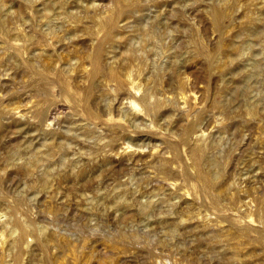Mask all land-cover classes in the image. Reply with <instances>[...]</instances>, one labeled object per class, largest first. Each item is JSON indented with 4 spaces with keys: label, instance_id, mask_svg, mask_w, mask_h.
Returning <instances> with one entry per match:
<instances>
[{
    "label": "rangeland",
    "instance_id": "obj_1",
    "mask_svg": "<svg viewBox=\"0 0 264 264\" xmlns=\"http://www.w3.org/2000/svg\"><path fill=\"white\" fill-rule=\"evenodd\" d=\"M130 1L0 0V264L19 253L7 244L22 225V264H264V0L252 6L254 19L236 4L221 28L213 14L235 0ZM99 40L104 62L128 65L136 84L90 91V79L72 78ZM195 160L215 187L199 179Z\"/></svg>",
    "mask_w": 264,
    "mask_h": 264
},
{
    "label": "bare ground",
    "instance_id": "obj_2",
    "mask_svg": "<svg viewBox=\"0 0 264 264\" xmlns=\"http://www.w3.org/2000/svg\"><path fill=\"white\" fill-rule=\"evenodd\" d=\"M121 2L123 1L125 4H127V5H131V4H133V1H130V0H120ZM205 1V0H204ZM225 1V3H227L226 2V0H224ZM230 0H228V2H229ZM201 2V1H200ZM223 2V1H222ZM231 2V1H230ZM229 2V3H230ZM258 1L257 0H235L234 1V3L235 4H233L232 2L230 3L231 4V6H229V8H227L228 7V5H230V4H227V6H226V8H224V5H223V8H224V10H226V12H219V11H215L214 12V14H213V17H214V21H215V23L217 24V26H219L220 28L222 27V26H224L223 24V22H222V17H224V16H226V15H230V13L231 12H233V10H236L235 9V6H236V4H237V7L236 8H238V5L240 6V8H243V6H245L244 7V9H242L243 10V16H244V18L246 17H248V19L250 18V19H254V14H256L255 12H257V11H255V9H253V7L252 6H256L258 3H257ZM261 2V1H260ZM263 2V1H262ZM261 2V3H262ZM205 3V2H204ZM209 3V2H208ZM211 4V3H210ZM224 4V3H223ZM233 4V5H232ZM48 5V4H47ZM134 5V4H133ZM263 5H264V3H263ZM260 6V5H259ZM211 7H213V6H211ZM217 7V6H216ZM258 7V6H257ZM48 8V7H47ZM255 8V7H254ZM217 9V8H216ZM215 9V10H216ZM237 10H241V9H237ZM236 10V11H237ZM257 10V9H256ZM259 10V9H258ZM261 10V9H260ZM28 11V10H27ZM235 11V12H236ZM255 11V12H254ZM108 12V11H107ZM260 12V11H259ZM258 12V13H259ZM234 13V12H233ZM238 13V12H237ZM240 13V12H239ZM264 13V12H263ZM260 14V13H259ZM261 14H262V12H261ZM232 15V14H231ZM238 15H240V14H238ZM242 15V14H241ZM111 16V15H110ZM109 16V17H110ZM114 16V15H113ZM242 16V17H243ZM262 16V15H261ZM264 16V15H263ZM240 17V16H239ZM258 17V16H257ZM107 18V17H106ZM256 18V17H255ZM10 19V18H9ZM243 19V18H242ZM242 19H241V21H242ZM226 20H227V18H226ZM232 20L233 19H231V16H230V18L227 20L229 23H232ZM247 20V19H246ZM257 20H259V19H257ZM105 21V20H104ZM223 21H225V20H223ZM249 21V20H248ZM102 22V21H101ZM106 22H108V21H106ZM109 22H111V20H109ZM113 22H114V20H113ZM243 22V21H242ZM251 22V21H250ZM86 24V23H85ZM103 24H104V22H103ZM107 24V23H106ZM105 24V25H106ZM111 24V23H110ZM225 24H226V22H225ZM234 24V23H233ZM108 25V24H107ZM106 25V26H107ZM262 25V24H261ZM225 27V26H224ZM107 28V27H106ZM86 29H88V27L86 28ZM111 30H112V28H111ZM23 31V30H22ZM92 31V30H91ZM230 31V30H229ZM231 32V31H230ZM17 33V32H16ZM92 34H90V37H92V38H95V37H98V35H99V32H91ZM110 33H111V31H110ZM109 33V34H110ZM227 34H229V32H227ZM232 34V33H231ZM108 36V35H107ZM53 37V36H52ZM229 37V36H228ZM106 38V37H105ZM225 39V38H224ZM223 39V40H224ZM15 41V40H14ZM26 41V40H25ZM40 41V40H39ZM52 41H54V40H52ZM57 41L58 42H64V43H73L74 41H76V40H69V41H67V40H55L54 42H56L57 43ZM78 41V40H77ZM100 41V43L98 44V46L96 47L95 46V50L93 51V52H89L90 54H87L84 58H80L79 59V63H78V65L76 66V70H74L75 69V66H71L72 67V69H73V67H74V73H73V77L72 78H74L75 80H77L79 77L81 78V77H84V78H86V79H90V85H89V87H90V91L92 90L91 88H93V87H95L96 85L98 86V84L100 83H102V82H106L107 83V81H115L116 82V84L117 85H119V86H123V85H126V84H131L132 83V78H131V76H133L132 75V73L130 74L129 73V71H128V65H126V64H118V65H107L106 64V62H104V60H103V54H102V47H101V44H102V42L104 43V40H99ZM16 42L17 41H15L14 43L16 44ZM20 42V41H19ZM18 42V44H20ZM45 42V41H44ZM43 42V43H44ZM94 42V41H93ZM107 42V41H106ZM35 43V42H34ZM39 43V42H38ZM41 43H42V41H41ZM47 43V42H46ZM53 43V42H52ZM55 43V44H56ZM79 43V42H78ZM82 43H84L83 42V40H82ZM81 43V44H82ZM22 44V43H21ZM20 44V45H21ZM25 44V43H24ZM31 44H32V42H31ZM62 44V43H61ZM77 44V43H76ZM76 44H74V45H76ZM85 44V43H84ZM88 44V43H87ZM86 44V45H87ZM156 44H157V42H156ZM17 45V44H16ZM23 45V44H22ZM22 45L19 47V48H21L22 47ZM29 45V44H28ZM38 45H40V44H38ZM50 44H49V42H48V46H49ZM52 45V44H51ZM69 45H71V44H69ZM79 45V44H78ZM77 45V46H78ZM93 45V44H92ZM96 45V44H95ZM226 45H227V43H226ZM225 45V43H223V47L225 48V51H226V53H230V51H231V47H230V49H227L226 46ZM43 47H44V44L42 45ZM68 46V45H67ZM81 46H84V45H81ZM94 46V45H93ZM92 46V47H93ZM229 46V45H228ZM6 47V46H5ZM29 47H30V45H29ZM32 47V46H31ZM34 47H35V44H34ZM37 47V46H36ZM39 47V46H38ZM51 47V46H50ZM72 47V46H71ZM70 47V48H71ZM88 47V46H87ZM222 47V48H223ZM17 48H18V46H17ZM26 48H28V46L26 47ZM26 48H21V49H26ZM48 48V47H47ZM62 48V47H61ZM65 47H63L62 49H64ZM70 48H68V49H70ZM81 48V47H80ZM229 48V47H228ZM21 49H18V50H21ZM37 49V48H36ZM40 49V48H39ZM42 49V48H41ZM82 49V48H81ZM81 49H79V50H81ZM87 49H89V48H87ZM30 50V49H29ZM43 50V49H42ZM45 50V49H44ZM43 50V51H44ZM73 50V49H72ZM26 51V50H25ZM28 51V50H27ZM46 51V50H45ZM68 50H66V52H67ZM71 51V50H70ZM91 51V50H90ZM202 51V50H201ZM9 52V51H8ZM24 52V51H23ZM35 52H36V50H35ZM46 52H50L49 50L48 51H46ZM52 52V51H51ZM72 52V51H71ZM70 52V53H71ZM74 52V51H73ZM79 52V51H78ZM80 52H82V51H80ZM42 53V52H41ZM76 53V52H75ZM86 53V52H85ZM232 53V52H231ZM20 54V53H19ZM18 54V55H19ZM65 54H67V53H65ZM73 54V53H72ZM29 55H30V53H29ZM32 55V54H31ZM37 55V54H36ZM69 55V54H68ZM75 55V54H74ZM78 55V54H77ZM79 55H81V54H79ZM67 56V55H66ZM70 56V55H69ZM228 56V55H227ZM22 57V56H21ZM39 57V56H38ZM56 58H58L59 57V55H58V57L57 56H55ZM81 57H83L82 55H81ZM136 57V56H135ZM225 57H226V55H225ZM23 58V57H22ZM31 58V57H30ZM34 58H35V56H34ZM52 58V57H51ZM50 58V59H51ZM134 58V57H133ZM25 59V58H24ZM45 59V58H44ZM43 58H42V60H44ZM74 59L76 60V58H75V56H74ZM78 59V58H77ZM111 59H112V57H111ZM116 59V58H115ZM129 59V58H128ZM58 60V59H57ZM60 60V59H59ZM108 60V59H107ZM107 60H105V61H107ZM109 60H110V58H109ZM109 60H108V62H109ZM127 60V59H126ZM141 60H142V58H141ZM225 60V59H224ZM113 61V60H112ZM119 61V60H118ZM117 61V62H118ZM131 61V60H130ZM148 61V60H147ZM34 62V61H33ZM53 62V61H52ZM137 62V61H136ZM51 63V62H50ZM63 63V62H62ZM76 63H77V61H76ZM111 63V62H110ZM126 63V62H125ZM128 63V62H127ZM131 63H132V61H131ZM142 63V62H141ZM172 63V62H171ZM31 64V63H30ZM53 64V63H52ZM61 64V63H60ZM66 64V63H65ZM74 64V63H73ZM73 64H71V65H73ZM37 66H38V64H36ZM40 65V64H39ZM44 65V64H43ZM64 65V64H63ZM69 65V64H68ZM89 65V66H88ZM131 65V64H130ZM36 66V67H37ZM133 66V65H132ZM38 67H41V66H38ZM59 67V66H58ZM62 67V66H61ZM69 67V66H68ZM140 67V66H139ZM144 67V66H143ZM34 68V67H33ZM44 68V69H43ZM41 67V69H42V72L45 70V72L47 71V73H56V71H55V67L54 66H51V65H48V64H46L45 65V67ZM32 69V68H31ZM30 69V70H31ZM40 69V68H39ZM38 69V72L39 71H41V70H39ZM67 69H69V68H67ZM130 69H132V67L130 68ZM133 69H134V67H133ZM136 69H138V67L136 68ZM57 70V69H56ZM72 71V70H71ZM63 72V71H62ZM61 72V73H62ZM73 72V71H72ZM35 73V72H34ZM64 73V72H63ZM66 74H67V76H69L70 75V72H69V75H68V73L67 72H65ZM64 73V74H65ZM24 74V73H23ZM37 74H42V73H37ZM36 74V76H38L39 77V75H37ZM65 74V75H66ZM11 75V74H10ZM59 75H61V74H59ZM63 75V74H62ZM41 76V75H40ZM42 76H43V74H42ZM41 76V77H42ZM44 77H46V76H43V78ZM54 77V76H53ZM53 77L51 78V79H53ZM63 77V76H62ZM2 78V77H1ZM49 78V77H48ZM55 78V77H54ZM70 79H72L71 77H69ZM83 78V79H84ZM135 78V77H134ZM50 79V78H49ZM61 79V78H60ZM62 79H65V78H62ZM97 79V80H96ZM46 80V79H45ZM48 80V79H47ZM55 80V79H54ZM79 80V79H78ZM2 81H4L3 79H2ZM49 81V80H48ZM51 81V80H50ZM61 81V80H60ZM87 81V80H86ZM56 82V81H55ZM55 82H52L53 84L55 83ZM88 82V81H87ZM136 82V81H135ZM134 81H133V83L132 84H136ZM61 83V82H60ZM78 83V82H77ZM101 84V85H105V84ZM111 83H113V82H111ZM56 84L58 85V82H56ZM62 84V83H61ZM60 84V85H61ZM84 84V83H83ZM99 84V85H100ZM131 84V85H132ZM47 85H48V83H47ZM63 85V84H62ZM72 85V84H71ZM71 85H70V83L69 82H67V80H65L64 81V87L65 88H68V90L67 89H65V90H67V91H69V89L70 90H72L73 88L71 87ZM74 85H76V83L74 84ZM78 85V84H77ZM80 85H82V84H80ZM85 85V84H84ZM86 85H87V83H86ZM107 85V84H106ZM130 85V86H131ZM51 86V84L49 85V87ZM53 86V85H52ZM52 86H51V88H52ZM56 86V85H55ZM83 86V85H82ZM114 86H116V85H114ZM180 86H181V84H180ZM179 86V87H180ZM63 87V86H62ZM80 87V86H79ZM88 87V86H87ZM99 87V86H98ZM97 87V88H98ZM104 87V86H103ZM46 87H44V89H45ZM55 88V87H54ZM60 88H61V86H60ZM72 88V89H71ZM85 88V87H84ZM83 88V89H84ZM116 88V87H115ZM125 88V87H124ZM126 88H128V87H126ZM47 89V88H46ZM46 89H45V91H46ZM61 89H64V88H61ZM87 89H89V88H87ZM96 89V88H95ZM105 89V88H104ZM118 89V88H117ZM139 89V88H138ZM138 89H136V90H138ZM40 90H41V88H40ZM39 90V91H40ZM49 90V89H48ZM77 89L75 88V91H76ZM109 90H110V88H109ZM108 90V91H109ZM134 90V89H133ZM136 90H134V92L136 91ZM42 91H43V89H42ZM79 91H80V88H79ZM86 91V90H85ZM111 91V90H110ZM117 91V90H116ZM124 91V90H123ZM127 91V90H126ZM129 91V90H128ZM140 91V90H139ZM47 92V91H46ZM49 92V91H48ZM74 92V90L71 92V93H73ZM83 92V91H82ZM97 92H98V90H97ZM102 92V91H101ZM41 93V92H40ZM43 93V95L44 94H46V93H44V92H42ZM49 93H51V92H49ZM75 93H78L79 94V92H78V90H77V92H75ZM84 93V92H83ZM87 93V94H86ZM86 93H84L85 94V97L88 95V93L89 92H87L86 91ZM92 93V92H91ZM94 93V92H93ZM100 93V92H99ZM105 93H107V92H105ZM120 93V92H119ZM136 93V92H135ZM74 94V93H73ZM70 95H72V94H70ZM75 95H77V94H75ZM93 95V94H92ZM190 95V94H189ZM41 96V95H40ZM45 96V95H44ZM79 96V95H78ZM77 96V97H78ZM83 96V95H82ZM81 96V93H80V96L78 97V98H80V97H82ZM89 96V95H88ZM102 95L100 94V97H101ZM48 97V96H47ZM60 97H61V95H60ZM84 97V96H83ZM169 97V96H168ZM168 97H167V99L166 98H164V99H166V100H169L168 99ZM45 98V97H44ZM43 98V99H44ZM89 98V97H88ZM173 98V97H172ZM186 99H187V97H185ZM51 99H52V97H51ZM51 99H48V101H50ZM58 99V98H57ZM69 99V98H68ZM74 99H77L76 97H74ZM101 99V98H100ZM153 99V98H152ZM157 99V98H156ZM159 99V98H158ZM161 99V98H160ZM171 99V98H170ZM175 99H176V97H175ZM41 100H42V98H41ZM131 100V99H130ZM148 100H149V98H148ZM148 100H146V98H145V101L147 102L146 104H145V102H144V104L147 106V108H148V112H149V110L151 109L152 110V108L153 107H155L154 106V103H152L151 101H149L148 102ZM32 101V100H31ZM53 102H56V101H54V99L52 100ZM101 101V100H100ZM177 101V100H176ZM183 101V100H182ZM40 102V101H39ZM45 101L43 100V102H41V103H44ZM47 102V101H46ZM45 102V104H47ZM91 102H92V100H91ZM91 102H89L90 104H91ZM99 102V101H98ZM117 102V101H116ZM124 102V101H123ZM129 102V101H128ZM131 103H133V104H136V102L134 101V100H131L130 101ZM162 102V101H161ZM185 102V101H184ZM48 103H50V102H48ZM52 103V102H51ZM57 103V102H56ZM85 103V102H84ZM88 103V104H89ZM159 103V101H157L156 102V104H158ZM166 103H168L167 101H166ZM37 104H38V102H37ZM40 104V103H39ZM73 104V103H72ZM77 104H79V103H77ZM162 104V103H161ZM170 104V103H169ZM172 104H173V102H172ZM33 105V104H32ZM31 105V106H32ZM35 105H36V103H35ZM47 105H50V104H47ZM60 105V104H59ZM75 105V104H74ZM86 105V104H85ZM84 105V106H85ZM124 105V104H123ZM137 105V104H136ZM144 105V106H145ZM164 105V104H163ZM171 105V104H170ZM24 106V105H23ZM28 106H30V105H28ZM34 106V105H33ZM33 106H32V108H33ZM38 107H39V105H37ZM41 106V105H40ZM50 106H52V105H50ZM72 106V105H71ZM80 106L81 105H79V108H80ZM109 106V105H108ZM111 106V105H110ZM132 106V105H131ZM135 106V105H134ZM134 106H132V107H134ZM168 106V105H167ZM174 106H175V103H174ZM173 106V107H174ZM176 106H177V104H176ZM15 107V106H14ZM13 107V108H14ZM26 107H27V105H26ZM36 107V106H35ZM82 107V106H81ZM124 107V106H123ZM142 107V106H141ZM158 107H159V105H158ZM161 107V106H160ZM178 107V106H177ZM1 108H2V106H1ZM18 108H19V106H18ZM18 108H16V110L18 109ZM60 108V107H59ZM77 108V107H76ZM85 108V107H84ZM90 108V107H89ZM95 108V107H94ZM144 108V107H143ZM186 108V107H185ZM7 109V108H6ZM12 109V108H11ZM15 109V108H14ZM14 109L11 111V112H14ZM22 109V108H21ZM30 109V108H29ZM34 109V108H33ZM37 109V108H36ZM42 108H40L39 110H40V112L42 111L41 110ZM48 109V108H47ZM81 109V112H82V109L83 108H80ZM96 109V108H95ZM102 109V108H101ZM112 109V108H111ZM118 109V108H117ZM125 109V108H124ZM155 109V108H154ZM9 110V109H8ZM7 110V111H8ZM25 110V109H24ZM49 110V109H48ZM47 110V111H48ZM56 110V107L54 106V107H52L51 108V110H49V113L48 112H45L44 113V119H48V116H56L57 115V113H58V111H60V110H58V111H55ZM78 110V109H77ZM89 109H87V111H88ZM103 110V109H102ZM108 110H110V108L108 109ZM133 110V109H132ZM169 110H172V109H169ZM187 110V109H186ZM29 111V110H28ZM31 111V110H30ZM30 111H29V113H30ZM69 111V110H68ZM91 111V113L94 115V116H97L96 118L97 119H99L98 117H99V115L100 114H98L97 113V111H93V110H90ZM105 111H107V110H103V112H105ZM26 112H27V110H26ZM78 112V111H77ZM146 112V111H145ZM154 112V111H153ZM184 112H186V111H184ZM16 113V112H15ZM32 113H33V111H32ZM34 113H35V111H34ZM33 113V114H34ZM70 113V112H69ZM71 113H72V111H71ZM80 113V112H79ZM108 113V112H107ZM106 113V114H107ZM109 113H111L110 111H109ZM132 113H134V112H132ZM136 113V112H135ZM138 113H140V112H138ZM137 113V114H138ZM11 114V113H10ZM14 114V113H13ZM13 114H12V117H13ZM32 114V115H33ZM59 114H62V113H59ZM73 114H77V113H75V112H73ZM72 114V115H73ZM87 114V113H86ZM140 114H145L144 112L142 113H140ZM149 114H151V113H149ZM16 115V114H15ZM20 115H21V113H20ZM23 115H24V113H23ZM22 115V116H23ZM27 115V114H26ZM32 115H29V116H32ZM62 115H64V113L62 114ZM70 115V114H69ZM78 115V114H77ZM81 115V114H80ZM103 115V114H102ZM105 115V114H104ZM110 115V114H109ZM112 113H111V117H112ZM146 115V114H145ZM144 115V116H145ZM148 115V114H147ZM16 116H18V114L16 115ZM79 116V115H78ZM108 116V115H107ZM24 117V116H23ZM26 117V116H25ZM35 117V116H34ZM88 117V116H87ZM146 117V116H145ZM15 117H13V119H14ZM30 118V117H29ZM39 118V117H38ZM43 118V117H42ZM42 118H41V120H42ZM65 118V117H64ZM103 118H104V116H103ZM15 119H17V118H15ZM31 119H32V117H31ZM34 119V118H33ZM53 119V118H52ZM56 119V118H55ZM58 119V118H57ZM60 119V118H59ZM81 119H83V118H81ZM107 119V118H106ZM111 118H109V120H110ZM38 120V119H37ZM37 120H35V121H37ZM79 120V119H78ZM44 121V120H43ZM48 121V120H47ZM56 121V120H55ZM54 121V122H55ZM65 121V120H64ZM73 121H74V119H73ZM99 121V120H98ZM99 122H101V121H99ZM40 123H41V121H40ZM42 123H44V122H42ZM47 123V122H46ZM45 123V124H46ZM51 123V122H50ZM59 123H61L60 121H59ZM70 123V122H69ZM72 123H76V122H72ZM57 124V123H56ZM100 124V123H99ZM39 125H41V124H39ZM49 125V124H48ZM54 125V124H53ZM81 125V124H80ZM90 125V124H89ZM199 125V124H198ZM10 126V125H9ZM44 126V125H43ZM47 126V125H46ZM55 127V126H54ZM82 128H83V125L81 126ZM87 127H88V125H87ZM111 127V126H110ZM39 128V127H38ZM44 129V128H43ZM48 129V128H47ZM54 129V128H53ZM58 129V128H57ZM60 129V128H59ZM92 129H93V127H92ZM41 130H42V128H41ZM51 130V129H50ZM56 130V129H55ZM2 131V130H1ZM89 131V130H88ZM93 132V131H92ZM200 132V134H195V136L197 137V138H200L203 134L201 133V131H199ZM202 132H203V130H202ZM2 133H4V131L2 132ZM49 133V132H48ZM90 133V132H89ZM205 133V132H204ZM46 134V133H45ZM83 134V133H82ZM1 135V134H0ZM53 135V134H52ZM55 135V134H54ZM102 138V137H101ZM100 138V139H101ZM196 138V139H197ZM53 139V138H52ZM9 141V140H8ZM51 141V140H50ZM53 141H54V139H53ZM81 141V140H80ZM200 141V140H199ZM198 141V142H199ZM202 141V140H201ZM200 141V142H201ZM4 142V141H3ZM81 142H83V141H81ZM198 142H197V144H198ZM56 142H54V144H55ZM5 144V143H4ZM53 144V145H54ZM59 144V143H58ZM60 144H62V143H60ZM81 144H83V143H81ZM63 145V144H62ZM120 145V144H119ZM128 145V144H127ZM126 145V148H124V151L126 150V152H127V148L129 147V146H131V145H128L127 146ZM61 146V145H60ZM82 146V145H81ZM85 146V145H84ZM99 146L100 145H98V149L100 150V148H101V146H100V148H99ZM125 146V145H124ZM205 146V145H204ZM55 147H57V146H55ZM97 147V146H96ZM95 147V148H96ZM106 147V146H105ZM81 148V147H80ZM89 148V147H88ZM207 148V147H206ZM52 149V148H51ZM122 150V149H121ZM120 150V151H121ZM129 150V152H130V150H131V152L134 154V153H137L138 152V148H134V146L130 149H128ZM140 150H143V149H140ZM47 151H49V150H47ZM94 151V150H93ZM96 151H98V150H96ZM124 151H121V152H123V153H126V152H124ZM202 151H203V143H202V145H198V146H193V152H194V154H195V157L196 156H198V155H200V154H202ZM119 152V151H118ZM142 152V151H141ZM112 154V153H111ZM118 154V153H117ZM129 154H131V153H129ZM128 154V155H129ZM142 154V153H141ZM150 154V153H149ZM108 155V154H107ZM116 155V154H115ZM123 155H125V154H123ZM127 155V156H128ZM136 155V154H135ZM140 155V154H139ZM121 156V155H120ZM203 156H204V154H203ZM220 156V155H219ZM69 157V156H68ZM90 157V156H89ZM88 157V158H89ZM111 157V156H110ZM117 157V156H116ZM123 157V156H122ZM131 157H133V155L131 156ZM96 158V157H95ZM125 158H126V155H125ZM197 158H199V157H197ZM127 159H129V157L127 158ZM133 159V158H132ZM170 159V158H169ZM196 159V158H195ZM90 160V159H89ZM118 160V159H117ZM120 160V159H119ZM125 160V159H124ZM130 161H131V159H129ZM166 159H164V162L166 163V161H165ZM110 161V160H109ZM169 161V160H168ZM119 162V161H118ZM120 162H121V160H120ZM124 162V161H123ZM126 162V161H125ZM125 162H124V164H125ZM163 163V162H162ZM123 164V163H122ZM167 164V163H166ZM129 165V164H128ZM194 165L196 166L195 168H197V170H198V177H199V179L200 180H202L203 182H205V184L208 186V187H210V188H212V187H215L216 185L215 184H217L216 182H215V178H213L210 174H208V173H206V172H204L203 171V169H202V167H201V165H203V164H201L200 165V163H199V161L198 160H195V162H194ZM123 167H124V165H122ZM122 166H120V167H122ZM162 166V165H161ZM101 168V167H100ZM203 168H204V165H203ZM120 169V168H119ZM123 169H121V171H122ZM207 170V169H206ZM211 170V169H210ZM168 172V171H167ZM212 172V171H211ZM220 172V171H219ZM165 173H166V171H165ZM169 174V173H168ZM213 174V173H212ZM47 175V174H46ZM64 176V178H68V174H64L63 175ZM61 177V176H60ZM51 178V177H50ZM174 178V177H173ZM71 179H73V178H71ZM87 179V178H86ZM69 180V179H68ZM43 181V180H42ZM18 182V181H17ZM48 182H50V181H48ZM67 182V181H66ZM69 182H70V180H69ZM73 182V181H72ZM171 182V181H170ZM169 182V183H170ZM173 182V181H172ZM172 182H171V184H172ZM24 183V182H23ZM71 183V182H70ZM123 184V183H122ZM173 184H175V182L173 183ZM173 184H172V187H173ZM215 185V186H214ZM219 186V185H218ZM217 186V187H218ZM223 186V185H222ZM229 187V186H228ZM209 189V188H208ZM211 190V189H210ZM215 191V190H214ZM227 191V190H226ZM126 192V191H125ZM223 193H227V192H224V190L222 191ZM214 193V192H213ZM217 193V192H216ZM172 194V193H171ZM207 194H208V192H207ZM220 194V193H219ZM213 196V195H212ZM218 194L217 195H215V199H218ZM212 198V197H211ZM126 199V198H125ZM213 199H214V197H213ZM212 199V200H213ZM214 199V200H215ZM123 200H124V198H123ZM217 201V200H216ZM216 203V202H215ZM193 204V203H192ZM240 204V203H239ZM56 209V208H55ZM58 209V208H57ZM190 214V213H189ZM192 215V214H191ZM186 216V215H185ZM182 217V216H181ZM184 217V216H183ZM182 217V218H183ZM179 220V219H178ZM181 220H183V219H181ZM188 220V219H187ZM168 221V220H167ZM165 223V222H164ZM239 224V223H238ZM219 225V224H218ZM178 226V225H177ZM170 227V226H169ZM10 228V227H9ZM166 228V227H165ZM173 228V227H172ZM239 228V227H238ZM29 229V228H28ZM28 229L24 226V225H22L21 226V230H20V235H19V237H14L11 241H9V243L7 244V246H11V248H13V246L14 245H17V246H19V253L15 256V258H14V261H13V263L12 264H22L21 263V257H20V255H21V253L24 251V246H22V240H23V238H24V235H26L27 233H28ZM241 229H243V228H241ZM245 229V228H244ZM45 230V229H44ZM44 230H42L41 229V231H44ZM172 230V229H171ZM246 230V229H245ZM173 231V230H172ZM239 232V231H238ZM241 232V231H240ZM243 232V231H242ZM231 233V232H230ZM19 234V233H18ZM40 234L41 235H43L41 232H40ZM52 234V233H51ZM125 234V233H124ZM234 234V233H233ZM239 234H241V233H239ZM243 234V233H242ZM14 235H16V234H14ZM52 235H54V234H52ZM132 235V234H131ZM122 236V235H121ZM124 239H129V238H131V240L132 241H136V238H137V235L136 236H132V237H128V236H126V235H123L122 236ZM224 237V236H223ZM5 238V237H4ZM12 238V237H11ZM46 238V237H45ZM45 238H43V237H40L39 236V238L37 239V245L41 248V249H47L46 247H48L47 246V242L49 243V241H47V239H45ZM49 238V237H48ZM51 238V237H50ZM113 240V239H112ZM114 240H116V239H114ZM138 240V239H137ZM171 240V239H170ZM5 241V240H4ZM118 241V240H117ZM125 241V240H124ZM3 242V241H2ZM1 242V243H2ZM25 242H27V241H25ZM119 242V241H118ZM243 242V241H242ZM0 243V244H1ZM53 243V242H52ZM238 243V241L236 242V244ZM6 243H4V245H5ZM118 243H113V245L114 246H116ZM136 244V243H135ZM168 244V243H167ZM50 245V244H49ZM119 245V244H118ZM9 247H7V249H9ZM34 247V246H33ZM51 247V246H50ZM117 247V246H116ZM115 247V248H116ZM6 248V247H5ZM4 248V249H5ZM154 248V247H153ZM3 250V249H2ZM164 251V250H163ZM162 252V251H161ZM234 252V251H233ZM10 253V252H9ZM13 253V252H12ZM60 254V253H59ZM63 255V254H62ZM59 256V255H58ZM49 257H50V255H49ZM63 257V256H62ZM65 257V256H64ZM48 258V257H47ZM52 258H54V257H52ZM61 258V257H60ZM235 258V257H234ZM236 259V258H235ZM48 261L46 262V264H53V260L54 259H51V258H48L47 259ZM63 260V259H62ZM250 260V259H249ZM2 261V260H1ZM61 261V260H60ZM246 263V262H245ZM55 264V263H54Z\"/></svg>",
    "mask_w": 264,
    "mask_h": 264
}]
</instances>
